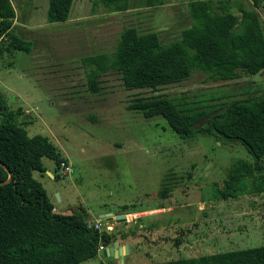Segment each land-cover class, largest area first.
Instances as JSON below:
<instances>
[{
  "label": "rangeland",
  "instance_id": "1",
  "mask_svg": "<svg viewBox=\"0 0 264 264\" xmlns=\"http://www.w3.org/2000/svg\"><path fill=\"white\" fill-rule=\"evenodd\" d=\"M18 1L25 18L31 14L21 26L29 49L1 51L0 93L15 119L25 122L27 134L47 136L65 159L58 166L41 159L45 169H55L56 179L44 171L32 172L54 209L92 220L101 212L171 207L143 219L122 264L264 244V192L254 190L251 178H245L241 191L221 196L232 163L250 160L242 146L219 145L209 134L179 138L162 117L145 119L126 108L136 96H164L186 107L257 96L264 90V69L223 81L194 71L188 79L156 91L125 90L113 71L100 76L101 89L91 94L85 88L82 56L112 52L127 25L155 31L162 43L176 39L189 23L190 0H164L156 7L132 0L123 12L100 6L91 11L90 0H73L67 19L52 24L45 20V0ZM231 1L253 8L264 25V0ZM62 163L69 165L67 171ZM163 186L169 189L166 197L159 196ZM175 237L181 241L177 247L172 244ZM103 263L119 264L98 250L96 259L80 264Z\"/></svg>",
  "mask_w": 264,
  "mask_h": 264
},
{
  "label": "trees",
  "instance_id": "2",
  "mask_svg": "<svg viewBox=\"0 0 264 264\" xmlns=\"http://www.w3.org/2000/svg\"><path fill=\"white\" fill-rule=\"evenodd\" d=\"M163 1L141 0V5L156 7ZM257 1L253 0L254 4ZM72 2L48 0L46 22L66 20ZM131 2L90 0V9L100 6L107 12H123L131 8ZM187 14L189 23L168 43H162L155 31L140 32L127 25L120 29L112 52L82 56L87 92H99L100 76L113 71L119 74L125 90L156 91L188 79L194 71L223 81L264 69V25L253 8L231 0H190ZM13 18L10 0H0V54L3 50L11 54L29 49L25 41L6 44L1 40ZM7 108L0 93V264H80L97 258L99 244L108 247L130 233L132 237L134 226L125 227V222L106 230L101 220L100 229H94L83 214L53 210L54 204L32 172L42 174L45 170L42 158L56 166L65 159L47 136L28 135L25 122L17 121ZM126 108L145 119L162 117L179 138L201 133L211 135L219 145L239 144L250 160L232 163L221 196H228L229 190L241 191L245 178H251L254 190L264 192V90L257 96L200 107L180 106L159 95L136 96ZM52 172L53 179L58 178L55 169ZM239 182L241 188L236 186ZM168 191L163 186L159 196H168ZM180 242L178 237L172 238L173 246ZM149 264H264V244Z\"/></svg>",
  "mask_w": 264,
  "mask_h": 264
},
{
  "label": "crops",
  "instance_id": "3",
  "mask_svg": "<svg viewBox=\"0 0 264 264\" xmlns=\"http://www.w3.org/2000/svg\"><path fill=\"white\" fill-rule=\"evenodd\" d=\"M10 2H11V5L13 7V10H14V18H13V21H12V24H11L10 29L3 35V37H2L1 40H3L6 44L9 43V42H14V43L15 42L19 43L20 41H25L26 42V40L22 38L21 26H24L23 25L24 24L23 23L24 20L26 18L28 19V17L30 18L31 17V14H28V17L25 18V16L22 14L23 10H21V8L19 6V1L18 0H10ZM45 2L46 3H45V10L44 11L46 12L48 0H45ZM38 3L39 2L37 1V4ZM16 9H20L21 12L19 13ZM50 24H52V23H50ZM51 28H54V27L50 26V32H52L51 31ZM70 89H71V87H70ZM74 94H76L75 91H74L73 95ZM70 96H72V95H70ZM43 173L48 178H52L53 179V172H52V170L50 168H46ZM48 173L51 174V176ZM54 208H55V206L53 207V210L59 211L58 209H54ZM164 208L165 207L160 206V207H157V208L145 209V210H141V211L115 212V213H112V215L123 214L124 215V218H125L124 221H123V222H125V227H128V228L131 229V227L134 226V233L132 235V236H134L135 233H136L135 230H139L138 228L141 229L142 226H144V224H145V222H144L145 218H148V217L153 216L155 214L164 213L165 209L171 210V207H166L165 209ZM106 213H108V212H101L95 218H93L92 220H88V221L94 222V221L100 219V216L101 215L106 214ZM109 213H111V212H109ZM112 219L111 220H104V219H102V221L104 223L105 222L112 223L113 225H115V224L117 225V224L120 223V222L117 223V222H115ZM130 241H131V233H130V235L126 236V238L122 242L116 241L118 245H121V246L127 245V253H123V258L125 257V255H128L129 254V249H130V246H131V245L129 246V242ZM100 262H102V261H100Z\"/></svg>",
  "mask_w": 264,
  "mask_h": 264
},
{
  "label": "water",
  "instance_id": "4",
  "mask_svg": "<svg viewBox=\"0 0 264 264\" xmlns=\"http://www.w3.org/2000/svg\"><path fill=\"white\" fill-rule=\"evenodd\" d=\"M49 174V173H48ZM51 176V174H49ZM9 179V176L5 181ZM56 197L58 198V195L56 194ZM100 218H103L104 220H110L114 219L117 223L124 221V215L123 214H117L112 215V213H106L100 216ZM123 253H127V245H118L117 242H113L111 246L105 247L102 249L101 254L105 258H114L117 259L119 264H122L123 261Z\"/></svg>",
  "mask_w": 264,
  "mask_h": 264
},
{
  "label": "built area",
  "instance_id": "5",
  "mask_svg": "<svg viewBox=\"0 0 264 264\" xmlns=\"http://www.w3.org/2000/svg\"><path fill=\"white\" fill-rule=\"evenodd\" d=\"M61 166H62V169L64 171H67L69 169V165H67L65 163H62ZM100 225H101V220H96V221H94L92 223V227L94 229H100ZM112 225H113L112 223L105 222L104 223V228L106 230H110L112 228ZM103 248H105V247H103L102 244H99L98 247H97V250L98 251H102ZM103 264H107V263H103ZM108 264H112V263H108Z\"/></svg>",
  "mask_w": 264,
  "mask_h": 264
}]
</instances>
